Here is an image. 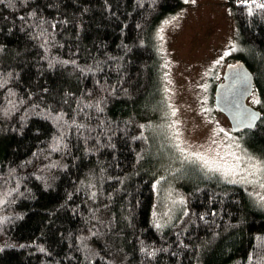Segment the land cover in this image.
I'll return each mask as SVG.
<instances>
[{
  "label": "trees",
  "instance_id": "16d2710c",
  "mask_svg": "<svg viewBox=\"0 0 264 264\" xmlns=\"http://www.w3.org/2000/svg\"><path fill=\"white\" fill-rule=\"evenodd\" d=\"M225 1L261 112L245 144L264 160V4ZM181 6L0 0V264H264V207L192 164L184 212L152 219L169 153L150 131L153 28Z\"/></svg>",
  "mask_w": 264,
  "mask_h": 264
},
{
  "label": "rangeland",
  "instance_id": "374dc122",
  "mask_svg": "<svg viewBox=\"0 0 264 264\" xmlns=\"http://www.w3.org/2000/svg\"><path fill=\"white\" fill-rule=\"evenodd\" d=\"M153 34L164 106L150 131L169 152L155 180L154 223L164 227L184 212L178 178L189 174L185 164L242 186L264 207V160L246 146L245 131L231 130L213 99L227 65L244 53L234 12L225 0H182L180 8L155 24ZM246 102L259 108L255 92Z\"/></svg>",
  "mask_w": 264,
  "mask_h": 264
},
{
  "label": "water",
  "instance_id": "95a60500",
  "mask_svg": "<svg viewBox=\"0 0 264 264\" xmlns=\"http://www.w3.org/2000/svg\"><path fill=\"white\" fill-rule=\"evenodd\" d=\"M253 74L242 60L229 64L214 88V104L228 118L235 133L253 129L261 112L246 99L253 92Z\"/></svg>",
  "mask_w": 264,
  "mask_h": 264
},
{
  "label": "built area",
  "instance_id": "2783aa9c",
  "mask_svg": "<svg viewBox=\"0 0 264 264\" xmlns=\"http://www.w3.org/2000/svg\"><path fill=\"white\" fill-rule=\"evenodd\" d=\"M242 3L264 4V0H239Z\"/></svg>",
  "mask_w": 264,
  "mask_h": 264
},
{
  "label": "snow or ice",
  "instance_id": "6c2138e0",
  "mask_svg": "<svg viewBox=\"0 0 264 264\" xmlns=\"http://www.w3.org/2000/svg\"><path fill=\"white\" fill-rule=\"evenodd\" d=\"M193 2H194V0H193Z\"/></svg>",
  "mask_w": 264,
  "mask_h": 264
}]
</instances>
